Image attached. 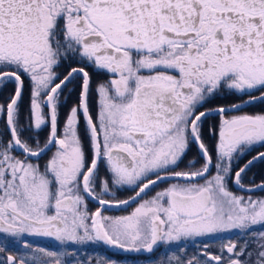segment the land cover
<instances>
[{"label": "snow or ice", "instance_id": "snow-or-ice-1", "mask_svg": "<svg viewBox=\"0 0 264 264\" xmlns=\"http://www.w3.org/2000/svg\"><path fill=\"white\" fill-rule=\"evenodd\" d=\"M256 106L264 0H0V264H264Z\"/></svg>", "mask_w": 264, "mask_h": 264}, {"label": "flooded vegetation", "instance_id": "flooded-vegetation-1", "mask_svg": "<svg viewBox=\"0 0 264 264\" xmlns=\"http://www.w3.org/2000/svg\"><path fill=\"white\" fill-rule=\"evenodd\" d=\"M102 74H97L99 81H102ZM103 77L104 74H103ZM108 78V77H107ZM210 123L215 124L214 120L210 121ZM212 141H209L211 143ZM264 151V150H263ZM256 153H253L255 155ZM251 157H247L246 159H250ZM245 161H241L243 163ZM255 181V184L259 185L262 182H264V162H257L255 163L250 171L247 172V176L244 180V183L246 186L251 187L252 182ZM230 188H232L233 191H237L232 185H230ZM237 194L242 195H252L253 198H260L264 197V192L262 191H255L251 193H245L242 191H237ZM118 197L120 199H125L128 197L129 193L120 191L117 193ZM107 198V197H106ZM98 205L95 201L89 202V209L91 211H95ZM134 207V205H133ZM132 210L131 207L127 208L125 210L124 208H109L104 211V215L109 216H120V215H127ZM258 227V226H257ZM34 242L40 246L45 247L48 250H60V246L57 244V242L52 238H33ZM23 252V249L20 251H17L15 248L12 249L8 254L11 255H21ZM175 250L170 249L168 246H162L159 248L158 251H155L152 254L149 253H135V252H128L123 251L120 249L112 248L111 246L103 245V244H94L90 245L86 248L85 254L89 255L91 258L94 259H103V258H110L114 259L118 262V264H160L161 260L166 261L165 254L167 253V256H172L174 254ZM194 249L189 248L187 250V254L191 255L193 254ZM176 255H184L183 252H175ZM2 255V254H0ZM174 264V261H173Z\"/></svg>", "mask_w": 264, "mask_h": 264}, {"label": "trees", "instance_id": "trees-1", "mask_svg": "<svg viewBox=\"0 0 264 264\" xmlns=\"http://www.w3.org/2000/svg\"><path fill=\"white\" fill-rule=\"evenodd\" d=\"M104 76L105 77H103V74H102V81H104V80H106L107 79V76L104 74ZM93 78H94V80H97V81H99V79H98V76H97V74H94L93 75ZM10 90V89H9ZM7 93H5V95H6ZM257 108L256 109H254L255 110V112L254 113H257V112H260V111H262V110H264V106H256ZM215 124H216V120H215Z\"/></svg>", "mask_w": 264, "mask_h": 264}, {"label": "rangeland", "instance_id": "rangeland-1", "mask_svg": "<svg viewBox=\"0 0 264 264\" xmlns=\"http://www.w3.org/2000/svg\"><path fill=\"white\" fill-rule=\"evenodd\" d=\"M256 108H257V107H250V108L246 109V111H247L248 113L252 114V113L255 112L254 109H256ZM214 122H215V120H214ZM216 123H217V121H216ZM263 150H264V148L259 149V151H263Z\"/></svg>", "mask_w": 264, "mask_h": 264}, {"label": "water", "instance_id": "water-1", "mask_svg": "<svg viewBox=\"0 0 264 264\" xmlns=\"http://www.w3.org/2000/svg\"><path fill=\"white\" fill-rule=\"evenodd\" d=\"M256 163H257V162H256ZM255 191H259V189L255 190ZM255 191H254V192H255Z\"/></svg>", "mask_w": 264, "mask_h": 264}]
</instances>
